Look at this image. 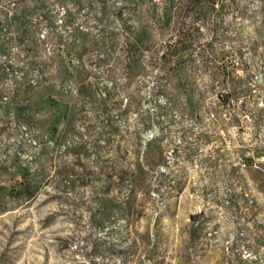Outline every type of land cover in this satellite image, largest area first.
<instances>
[{"label":"rangeland","instance_id":"obj_1","mask_svg":"<svg viewBox=\"0 0 264 264\" xmlns=\"http://www.w3.org/2000/svg\"><path fill=\"white\" fill-rule=\"evenodd\" d=\"M0 43V264H264V0H0Z\"/></svg>","mask_w":264,"mask_h":264},{"label":"built area","instance_id":"obj_2","mask_svg":"<svg viewBox=\"0 0 264 264\" xmlns=\"http://www.w3.org/2000/svg\"><path fill=\"white\" fill-rule=\"evenodd\" d=\"M63 12L65 13L66 11L63 10ZM60 22H62L61 19ZM40 37L42 40H45L46 31H43ZM4 72L9 78H11L8 79V90H12V92L17 84L23 81L26 76V71L24 69H14V66L7 67ZM37 82L36 77H33L30 80V83L34 85H36ZM10 100L9 94L2 97L4 103H8ZM18 131H28L30 133V142L19 141ZM0 146H9V153L14 149L22 159L31 160L38 153L39 142L35 138L34 131L26 122L11 115V119L7 124L0 125Z\"/></svg>","mask_w":264,"mask_h":264},{"label":"crops","instance_id":"obj_3","mask_svg":"<svg viewBox=\"0 0 264 264\" xmlns=\"http://www.w3.org/2000/svg\"><path fill=\"white\" fill-rule=\"evenodd\" d=\"M3 49V45L0 43V50ZM24 89H26L25 86L17 87L13 93L12 102L7 104H2L0 102V125L7 124L11 119V115H14L18 118L20 117V114L24 109L23 104L26 102Z\"/></svg>","mask_w":264,"mask_h":264}]
</instances>
